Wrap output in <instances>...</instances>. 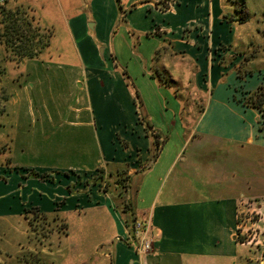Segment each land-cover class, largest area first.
Returning a JSON list of instances; mask_svg holds the SVG:
<instances>
[{
	"label": "crops",
	"instance_id": "0c3cea01",
	"mask_svg": "<svg viewBox=\"0 0 264 264\" xmlns=\"http://www.w3.org/2000/svg\"><path fill=\"white\" fill-rule=\"evenodd\" d=\"M161 2L122 0L119 16L112 0H87L84 8L88 11L91 4V10L72 12L68 19L72 35L85 37L80 41L84 55L69 66L79 68L85 62L83 80L79 83L76 72L75 82L88 95L68 111L76 120L85 114L87 124H118L120 149L113 151L107 143L102 152L107 159L104 169L114 176L111 181L123 170L124 190L112 192L110 187L120 186L113 181L108 192L88 185L67 194L63 179L57 178V183L48 174L59 189L48 194L42 190L48 182L38 170L47 173L57 164L27 162L23 151L12 154L5 178H0V229L23 222L24 234L33 211L54 219L68 211L82 217L88 209L93 210L92 219L104 220L107 227L103 235L90 233L84 245L74 247L79 257L91 254L84 264H243L237 214L245 202L264 207V135L257 129L259 112L241 103L229 87L236 84L232 79L240 70L241 56L226 61L223 43L229 41L227 29L236 19L225 23L224 14L233 12L227 0H169L167 8ZM88 17L94 22L86 29L82 21ZM117 17L122 24L115 25ZM97 49L110 59L112 71L92 55ZM60 55H51L52 60L42 54L22 62L45 59L60 64ZM175 75L180 86L163 85V77ZM41 110L33 115L50 121L48 109L43 105ZM156 141L161 143L158 150ZM40 154L34 153L36 159ZM30 174L37 177L36 188L27 187ZM135 219L150 221L148 252L130 242ZM19 242L15 239L16 251ZM50 248L48 253L58 255L53 261L62 260L51 263L63 264L61 242Z\"/></svg>",
	"mask_w": 264,
	"mask_h": 264
},
{
	"label": "rangeland",
	"instance_id": "374dc122",
	"mask_svg": "<svg viewBox=\"0 0 264 264\" xmlns=\"http://www.w3.org/2000/svg\"><path fill=\"white\" fill-rule=\"evenodd\" d=\"M86 1L0 0V33L4 25H10L11 19L5 13L8 9L13 12L18 11V14H14L20 17L21 21L30 23V31L28 30L25 34L28 40L10 39V43L15 45L13 48L6 47L4 38L0 36L1 179L5 178L4 169L5 165L9 163L8 157L16 153L21 154L23 151L22 155L27 162H46L47 165L44 166H50L52 163L57 164L53 170L46 168L47 173H43L44 171L41 169L38 170L42 173L40 177L50 183L43 184L45 186L42 188L43 192L48 194L59 192L57 186L52 185V179H47L48 174L55 176L56 182L57 178L63 179V185L65 188L67 187L65 189L67 194L70 190H77L88 185L92 188L99 186L102 193H104L103 190L108 192L114 182H118L121 188L110 187L112 192L117 193V189L124 190L123 185L126 177L123 170L118 172L120 177L117 180L112 179L111 181L110 179L114 176L107 174L108 168L104 169L107 159L102 152L107 143L113 145V151L120 149L118 138L121 137H118V124L103 127L98 124H96L97 126L93 125L92 121L91 124H87L85 114L81 119L76 120L73 113L70 114L68 111L69 107L80 106L84 103V99H88L87 93L80 89L75 82V73L78 72L81 75V69L82 72L85 70V62H82L79 68L69 66L74 60H79L80 53L85 52L80 45V41L85 37L81 34L79 37L75 34L72 35L68 29L71 24L68 19L72 12L81 10L79 12L85 14L91 10V4L88 11L84 8ZM168 1L162 0L161 3L162 5L165 2L167 4ZM227 1L231 4L233 12L228 11L224 14L225 23L233 18L236 19V22L233 21L235 24L228 26L227 39L229 41L223 43V46L227 48L224 57L226 61H230L233 56H241L240 70L234 75L235 79H232L236 84L230 83L229 85L237 98L240 97L241 100L246 95L245 90L255 88L261 81L264 82V0H243V8L240 7V0ZM112 3L116 14L120 16L122 11H120L116 0H112ZM102 8H108L107 14H110L111 9L106 4L103 3ZM245 13L246 20L240 22L238 18ZM88 18L87 21H82L86 29H89L88 22H94V17ZM122 22L121 17H117L115 25L122 24ZM46 38L48 45L37 52L36 42L42 45ZM19 49L20 52L29 49L35 51L36 54L32 57H22L17 54ZM89 51L90 47H88ZM42 54H49L50 59H52L51 55L56 57L61 54L60 56L64 55V61L60 64L56 61H54L55 63L47 62L45 59H29L22 62L24 59L39 57ZM96 54L103 69L107 71L114 69L110 64V59L105 55L101 57L99 49L92 52V55L96 56ZM82 80L81 75L79 83ZM161 81L167 88L175 89L181 85L177 75L168 79L163 77ZM90 95L93 97L92 93ZM43 105L51 115L50 121L36 117L43 113L41 110ZM58 113L63 114L66 119L63 116L59 117ZM102 133L106 135V140L102 139ZM112 135L113 140L111 141ZM20 144L23 145L24 150H21ZM160 144L159 141L155 142L157 150ZM34 153L41 154L36 159ZM13 169L16 168L13 167ZM28 171L24 173L27 174ZM31 176L32 174L28 176L27 187L36 188L37 177ZM251 202H245L239 206L237 239L245 249L243 264H264V207L260 209L256 202ZM92 212L93 210L87 209L83 212L84 216L82 215L80 218L68 211L64 215H60V218L48 219L33 211L25 221L24 234L20 233L23 222L14 228L10 224H5L0 229V264H52L51 261L58 255L48 252L51 250V245L52 247L53 244L57 246V241L61 242V247L64 246L62 257L66 256V259L63 264L89 263L91 254L81 253L79 257L75 254L74 247L84 245L86 235L90 236V233L93 235L105 233L106 230L103 231V229H106V223L104 220L100 222L92 219L93 216L90 215ZM133 222L130 223V230H133ZM15 239L20 240L19 251H16L18 247L15 244ZM53 262L61 263L62 260L58 257L57 261L54 259Z\"/></svg>",
	"mask_w": 264,
	"mask_h": 264
},
{
	"label": "trees",
	"instance_id": "16d2710c",
	"mask_svg": "<svg viewBox=\"0 0 264 264\" xmlns=\"http://www.w3.org/2000/svg\"><path fill=\"white\" fill-rule=\"evenodd\" d=\"M116 2L118 4L120 11H122V4H121L122 0H116ZM239 3L241 5L240 7L243 8V0H240ZM162 7L167 8L168 3L166 4V2H165V4H163ZM243 10L244 9H242V12H244ZM5 13L7 16L10 17L11 21H10V25L7 24V25H4L2 27L3 29H2V32L0 33V36L4 38L3 40H4V44L6 45V47H12L13 48L15 45L10 43L12 39L15 40L18 38V39L28 40L27 35H25V34L30 29V23L27 21H21V18L17 17L15 15V14H18V11L13 12L10 9H8L7 11H5ZM21 14L24 15V13H21ZM238 20L240 22L245 21L246 20V13L244 15L240 16L238 18ZM32 37H34V35H32ZM18 41H20V40H18ZM38 43L36 42V44H35V46H37L36 47L37 52L41 51L45 46L48 45L47 38L45 39V41L43 42L42 45L38 44ZM38 45H40V46H38ZM20 49L18 51L19 53H17V54L19 56L22 55V57H24V56L32 57V56H34V54H36L35 51L33 52L32 50H29V49H25V50H22V52H20ZM244 93L246 95L239 101L248 107L255 108L259 112L260 118L257 122V129L260 133H262L264 135V82L259 84L256 87V89H254L253 91H245Z\"/></svg>",
	"mask_w": 264,
	"mask_h": 264
},
{
	"label": "built area",
	"instance_id": "2783aa9c",
	"mask_svg": "<svg viewBox=\"0 0 264 264\" xmlns=\"http://www.w3.org/2000/svg\"><path fill=\"white\" fill-rule=\"evenodd\" d=\"M133 230H131L130 242L136 246L140 252H148L152 247V239L149 234L150 221L149 219L133 220Z\"/></svg>",
	"mask_w": 264,
	"mask_h": 264
}]
</instances>
